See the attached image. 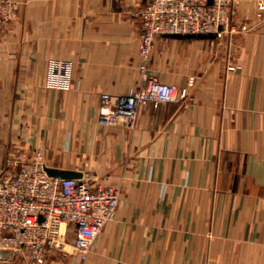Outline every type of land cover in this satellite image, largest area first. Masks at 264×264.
<instances>
[{
  "label": "crops",
  "instance_id": "crops-1",
  "mask_svg": "<svg viewBox=\"0 0 264 264\" xmlns=\"http://www.w3.org/2000/svg\"><path fill=\"white\" fill-rule=\"evenodd\" d=\"M10 1L17 8L0 28V166L41 148L49 167L120 191L85 260L54 251L44 264H264L257 0H236L234 23L251 28L231 38L156 39L150 70L186 95L142 106L132 128L99 114L143 85V2ZM0 264L36 263L10 255Z\"/></svg>",
  "mask_w": 264,
  "mask_h": 264
},
{
  "label": "built area",
  "instance_id": "built-area-1",
  "mask_svg": "<svg viewBox=\"0 0 264 264\" xmlns=\"http://www.w3.org/2000/svg\"><path fill=\"white\" fill-rule=\"evenodd\" d=\"M140 1L139 71L143 85L130 91L116 107L99 114V122L104 125L122 120L132 128L142 106L157 107L186 95V89L161 81L149 68L159 36L213 35L223 39L251 28L234 23L236 0ZM16 8V2L0 0V28ZM256 9L263 19V0H257ZM234 69L227 66V70ZM110 99L109 93H101L104 105H110ZM46 167L41 148L19 153L0 166V250L36 264L46 263L54 251L85 260L96 237L115 218L120 191L96 185L89 172L57 177L49 175Z\"/></svg>",
  "mask_w": 264,
  "mask_h": 264
},
{
  "label": "water",
  "instance_id": "water-1",
  "mask_svg": "<svg viewBox=\"0 0 264 264\" xmlns=\"http://www.w3.org/2000/svg\"><path fill=\"white\" fill-rule=\"evenodd\" d=\"M46 171L49 175L57 177H75L79 176L80 173L72 170H61L53 167H46ZM11 255L10 251L0 250V258H9Z\"/></svg>",
  "mask_w": 264,
  "mask_h": 264
},
{
  "label": "rangeland",
  "instance_id": "rangeland-1",
  "mask_svg": "<svg viewBox=\"0 0 264 264\" xmlns=\"http://www.w3.org/2000/svg\"><path fill=\"white\" fill-rule=\"evenodd\" d=\"M23 260V259H22Z\"/></svg>",
  "mask_w": 264,
  "mask_h": 264
}]
</instances>
